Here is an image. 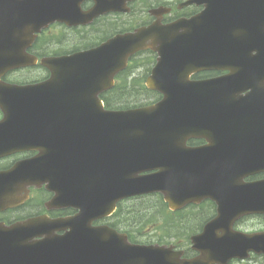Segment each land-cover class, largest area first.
I'll return each instance as SVG.
<instances>
[{
    "label": "water",
    "instance_id": "obj_1",
    "mask_svg": "<svg viewBox=\"0 0 264 264\" xmlns=\"http://www.w3.org/2000/svg\"><path fill=\"white\" fill-rule=\"evenodd\" d=\"M76 3L0 0L9 15L15 11L19 21L28 23V44L41 27L76 14ZM99 12L97 8L83 19ZM205 15L170 25L153 24L115 36L91 50L43 58L42 64L52 72L43 82H0V101L6 112L0 140L13 142L0 144V153L29 144L40 151L17 165L12 175L16 181L29 177L32 182L55 185L70 179L74 189L60 195L81 210L63 220L70 227L65 234L56 236L49 228L40 232L48 238L39 243L41 250L31 252L39 258L31 260L41 264H211L246 257L251 249L264 251V232H231L224 233L219 244H207L199 258L180 261L169 247L132 244L125 233L92 226L94 219L113 212L120 199L158 191L173 209L205 197L219 203V218L198 237L214 235L218 220L229 214L234 220L249 212H264V180H245L264 170V130L253 133L245 128L264 126V96L257 97V108V101L252 100L224 106L225 101H219V77L199 83L189 80L194 71L219 68V38L224 47L236 46L239 39L224 31L219 36V9ZM9 36L13 38L0 33V77L9 69L38 60L21 53L16 36L15 45L12 40L9 45ZM242 38L238 47H255L264 53L263 37ZM148 47L158 50L160 58L147 84L161 91L163 98L143 107L105 109L99 94L112 86L114 75L126 67L131 54ZM263 75L264 57L260 56L255 66L229 76L257 81ZM219 104L224 108L220 115ZM192 136L206 137L208 144L189 147L186 143ZM21 226L25 231L34 227L33 223ZM229 227L224 224V230ZM13 231V227L0 226V254L6 252L2 264L16 260L7 249L18 235L32 238L36 234ZM202 240L196 241V247L202 248Z\"/></svg>",
    "mask_w": 264,
    "mask_h": 264
},
{
    "label": "flooded vegetation",
    "instance_id": "obj_2",
    "mask_svg": "<svg viewBox=\"0 0 264 264\" xmlns=\"http://www.w3.org/2000/svg\"><path fill=\"white\" fill-rule=\"evenodd\" d=\"M78 4L77 13L73 16L67 17L64 21H56L51 23L45 28L39 37H41L39 43L35 45V50L42 53V50L48 52H58L56 54H66L78 50L79 47L89 48L93 45H99L106 41L108 38L113 37L120 33L130 32L138 29L139 27L149 25L156 21L168 24L181 18H191L201 11H204L207 7H215L213 0H201V3L192 2L189 0H76ZM102 6L105 10L102 14L94 17L87 23H77L83 19L86 13L91 12L96 6ZM224 13V10H227ZM232 9H235V14L242 21L241 24H232L230 27L232 33L235 35H249L251 33L250 23H246L249 20H258L264 22V0H219V19L222 16L230 17ZM257 21V22H258ZM258 34H263L264 30L261 29L258 24ZM22 28L24 33H22ZM57 32L53 33V30ZM28 30V23L24 19L23 22L16 16V12L13 11L9 15V8L7 6L0 5V33L9 36L8 42L12 40L14 45L16 42L15 36H21L18 39L19 47H24L27 52L31 53L33 45L26 46L25 35ZM80 33L85 37H95L98 41L95 43H89L81 46H76L67 50L59 48L57 50H49L50 46H56L58 44L57 38H61L60 43L64 40V35L69 33ZM60 33H64L63 39ZM24 36V37H23ZM5 40V39H4ZM38 41V39L36 40ZM35 41V42H36ZM91 41V40H90ZM220 42V41H219ZM226 51L225 57L232 59L223 60L222 52ZM236 49L223 48L219 44V70H202L194 73L191 76L193 81H202L219 75V100L220 99H236L238 94L246 95L253 90L257 93L258 90L264 91V79H260L258 84L254 87L245 86L244 83L239 82L238 78H224L231 70L223 67L224 65L234 62L235 65H241L243 67L255 66L254 58L257 54V50L244 48L241 52L236 53ZM43 54V53H42ZM144 54L140 52L137 55H133L131 62L139 55ZM155 60L157 59V53L154 52ZM237 66V65H236ZM31 66L21 67L18 69L8 70L3 77L2 81L8 84H26L31 82L30 72ZM238 68V66H237ZM142 74L131 75V78H140ZM118 78V76H117ZM250 82V79H249ZM256 82V80L254 81ZM2 88L0 87V90ZM111 89H107L103 93L105 98H108V93ZM125 92H121L120 96ZM119 96V97H120ZM4 113L0 108V120L3 118ZM259 130H264V126H254ZM62 138V134L60 135ZM188 145L197 147L207 143L204 137H191L188 140ZM36 154V151H25L22 153H12L0 156V223L5 226H14L17 222H23L33 218L41 217L47 220L65 219L72 217L79 212V208L69 205H61L58 201L55 202L54 198L56 192L48 186L47 182H38L28 186L29 192H25L26 189L16 191L17 183L15 175L12 173H5L9 169H12L17 161L32 157ZM249 181L264 180V170L252 173L248 177ZM59 181L58 185H62L61 188L68 189L70 181ZM21 185H25L21 183ZM62 204H64L62 202ZM220 206L217 201L206 198L200 203H189L179 212H171V223L175 224L178 219L180 226L182 227L180 235L172 236L167 244L173 245L174 250L182 251L181 258L194 259L200 255L201 249L196 247V241L202 240L203 247H208L207 244L216 242L219 244L220 237L224 233H231L233 230L246 232L248 234L258 231H264V213L251 212L244 214L232 220L233 215H227L224 219L218 220V224L213 230L214 235L206 237H198L205 230L206 225L217 215H219ZM122 219L117 221V217L109 215L101 219H97L93 222V225H106L113 227L119 231H122L120 223ZM224 224L230 225L229 228L224 230ZM65 230H56V233L63 234ZM14 234L17 232L13 231ZM42 237L25 238L18 236L14 240L13 247H11V257L16 259L14 264H31L27 262L28 254L32 247L33 242L42 241ZM133 243H165L160 239L148 240L142 238L131 239ZM34 264V263H32ZM213 264H264V253L255 252L251 250L249 255L244 259L231 258L226 263H213Z\"/></svg>",
    "mask_w": 264,
    "mask_h": 264
},
{
    "label": "rangeland",
    "instance_id": "obj_3",
    "mask_svg": "<svg viewBox=\"0 0 264 264\" xmlns=\"http://www.w3.org/2000/svg\"><path fill=\"white\" fill-rule=\"evenodd\" d=\"M54 32H57L55 29L53 30V33ZM62 39H63V35L64 33H60ZM64 40L60 43L61 41V38H57V42L58 44H56V46H50V49L49 50H57L59 48H63L64 50H67V49H70V48H73V47H76V46H81L83 45L85 42L91 40L92 42L94 40H96L95 37H85L83 36L82 34L80 33H69L67 35H64ZM31 74V79H36L38 78L39 76H41L43 74V71L42 73L40 74V72L38 70H31L30 72ZM123 100H127V99H123ZM130 100L129 102L130 103H134V102H145L142 101V100H139V101H134L132 99H128ZM151 200H153L152 197H142V198H134V199H131L129 200L126 204L130 205V206H136L138 208H151V206H149ZM161 216V219H159L160 221H163L162 220V215L158 214V217ZM159 220H156V221H159ZM155 221V222H156ZM162 222H159V225L161 224ZM162 226V224H161ZM141 229H144L147 233L144 235L146 236L148 239H157V236L156 235H159L161 234V230L157 229L156 228V225H153V223L149 220L147 222V224L145 226H141L140 227ZM155 234V235H153ZM166 238V237H165ZM167 239H170V238H167Z\"/></svg>",
    "mask_w": 264,
    "mask_h": 264
},
{
    "label": "trees",
    "instance_id": "obj_4",
    "mask_svg": "<svg viewBox=\"0 0 264 264\" xmlns=\"http://www.w3.org/2000/svg\"><path fill=\"white\" fill-rule=\"evenodd\" d=\"M138 84H133V86H137ZM142 86V93H144L145 95H148V93H153V92H150L149 90H147L145 88V86L143 85H140V87ZM134 89V88H133ZM132 89H128L127 91V95H136L134 93H132L131 91ZM116 95L119 96L120 95V91L117 90L116 91ZM126 94H122L121 97H124ZM152 97H153V94L149 96L148 100L145 101V102H134V103H130L129 101L130 100H123V99H119V98H116L114 100H110V102L108 101V104L112 107V108H122V107H129V106H133V105H137V104H148V103H151L153 102L152 100ZM118 99V100H117ZM146 197V196H145ZM148 197H152L153 200H151L149 206H151V208H138L136 206H133V207H130L129 208V211H128V226H130V223L133 222L136 218H139V216H142L143 218V225H145L149 220L151 221V219L148 217L146 219V216H152L154 215L153 211L155 208H158L159 205H164L166 206V203L164 202L162 196L160 195H153V196H148ZM139 228V226L137 227ZM135 228H129V232L130 234L132 235H135L134 234V230ZM139 236V232H137V234L134 236V237H137Z\"/></svg>",
    "mask_w": 264,
    "mask_h": 264
}]
</instances>
